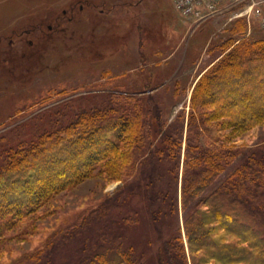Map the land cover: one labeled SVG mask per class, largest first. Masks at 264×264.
Returning <instances> with one entry per match:
<instances>
[{"label": "trees", "instance_id": "16d2710c", "mask_svg": "<svg viewBox=\"0 0 264 264\" xmlns=\"http://www.w3.org/2000/svg\"><path fill=\"white\" fill-rule=\"evenodd\" d=\"M249 31L246 17L227 28L172 119L154 92L160 73L139 91L20 103L29 115L0 132V264H56L76 244L65 264H264V141L238 143L264 127V38ZM95 176L123 185L37 224ZM11 238L33 246L5 250Z\"/></svg>", "mask_w": 264, "mask_h": 264}, {"label": "rangeland", "instance_id": "374dc122", "mask_svg": "<svg viewBox=\"0 0 264 264\" xmlns=\"http://www.w3.org/2000/svg\"><path fill=\"white\" fill-rule=\"evenodd\" d=\"M228 4L220 2L216 7L223 13L197 22L184 20L175 0H0V132L29 115L20 112V103L34 108L46 95L59 103L71 97L61 93L82 87L91 88L90 93L92 87L139 91L151 73H160L155 85L165 80L154 92L174 118L185 104L189 109L201 73L219 56L227 28L239 19L231 20L242 9ZM260 10L264 15V4ZM258 12L255 7L251 14ZM260 17H252L250 34L264 38L260 20L254 19ZM53 28L57 31L50 32ZM262 141L264 127L246 133L238 143ZM122 185L102 176L88 179L59 195L46 208L54 214L37 224L49 229L60 216L97 204ZM6 246L24 253L33 244L11 238ZM78 246L63 251L56 264L71 261Z\"/></svg>", "mask_w": 264, "mask_h": 264}, {"label": "built area", "instance_id": "2783aa9c", "mask_svg": "<svg viewBox=\"0 0 264 264\" xmlns=\"http://www.w3.org/2000/svg\"><path fill=\"white\" fill-rule=\"evenodd\" d=\"M223 1L229 2L228 8L242 9L231 20L246 17L249 25H251L252 17L261 16L254 19L260 20L261 27L264 29V15L260 10L264 0H175V8L186 21H207L223 13L224 10H218L216 7ZM255 7L259 12L254 16L251 13Z\"/></svg>", "mask_w": 264, "mask_h": 264}, {"label": "crops", "instance_id": "0c3cea01", "mask_svg": "<svg viewBox=\"0 0 264 264\" xmlns=\"http://www.w3.org/2000/svg\"><path fill=\"white\" fill-rule=\"evenodd\" d=\"M176 40H177V38H176Z\"/></svg>", "mask_w": 264, "mask_h": 264}]
</instances>
